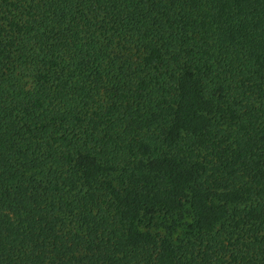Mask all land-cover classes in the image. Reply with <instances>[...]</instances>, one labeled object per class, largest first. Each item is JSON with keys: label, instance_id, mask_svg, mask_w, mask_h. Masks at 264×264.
<instances>
[{"label": "trees", "instance_id": "obj_1", "mask_svg": "<svg viewBox=\"0 0 264 264\" xmlns=\"http://www.w3.org/2000/svg\"><path fill=\"white\" fill-rule=\"evenodd\" d=\"M0 264H264V0H0Z\"/></svg>", "mask_w": 264, "mask_h": 264}, {"label": "rangeland", "instance_id": "obj_2", "mask_svg": "<svg viewBox=\"0 0 264 264\" xmlns=\"http://www.w3.org/2000/svg\"><path fill=\"white\" fill-rule=\"evenodd\" d=\"M186 207L181 212L160 211L154 218L153 229L168 235L179 244L188 232V224L192 222L191 213Z\"/></svg>", "mask_w": 264, "mask_h": 264}]
</instances>
